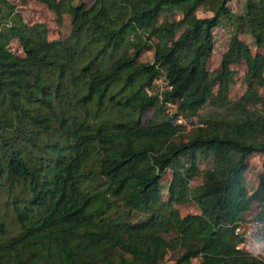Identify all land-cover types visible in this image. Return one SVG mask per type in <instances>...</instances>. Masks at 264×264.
<instances>
[{
	"label": "trees",
	"instance_id": "obj_1",
	"mask_svg": "<svg viewBox=\"0 0 264 264\" xmlns=\"http://www.w3.org/2000/svg\"><path fill=\"white\" fill-rule=\"evenodd\" d=\"M36 1L58 24L68 13L71 29L49 40L44 23L0 0V264H160L172 251L171 264H264L234 235L253 203L264 226V174L251 192L244 176L247 158L264 154V54L239 36L264 49V0H244L238 15L230 0ZM222 18L235 28L210 73ZM238 61L246 89L231 100ZM161 77L168 88L155 92ZM206 105L205 125L178 138L176 115ZM188 203L199 213L182 216L176 205Z\"/></svg>",
	"mask_w": 264,
	"mask_h": 264
},
{
	"label": "rangeland",
	"instance_id": "obj_2",
	"mask_svg": "<svg viewBox=\"0 0 264 264\" xmlns=\"http://www.w3.org/2000/svg\"><path fill=\"white\" fill-rule=\"evenodd\" d=\"M83 1L87 5H91L95 0H75V2ZM14 3L18 4V10L21 12L23 19L26 23L31 24L34 22H41L47 26V38L49 40H55L58 38H65L69 35L71 29V19L68 13H63L61 16V23L56 22L55 14L47 8V6L36 0H26L23 5L19 4V0H13ZM229 10L235 14H241L243 12L244 0H230L228 2ZM198 17H211L212 12L208 11L204 7H200L196 11ZM180 15H176V18H179ZM234 24L231 19L222 18L220 24L213 29V51L207 61V69L210 73H213L220 65L222 54L227 50L228 44L234 32ZM239 36L243 39L251 49L252 53H261L264 54V49H260L255 46L253 39L250 35L245 32H240ZM11 51L16 54H23L22 48L20 47L17 40H12L9 44ZM152 51H145L140 56V61L151 62L152 61ZM233 70V81L229 90V98L231 100L238 99L246 89L245 74L247 67L244 61H238L231 65ZM166 81L161 77L154 81L153 91L160 92L166 89ZM264 93V89L260 90ZM212 110L210 105H206L203 108L199 109L194 115L197 121H201V116L207 115ZM153 114L152 109H148L144 115L143 119L149 118ZM204 123V122H203ZM205 123L203 124V126ZM196 126L188 129L186 126H181V130L178 138L186 139V137L193 131L196 130ZM247 171L244 173L246 180V187L249 192L254 190L259 182L260 174H264V154H252L247 158ZM212 166L211 158H204L199 161V167L201 171H204L206 168ZM171 171L166 170L161 178V191L164 199L167 198V186L171 179ZM202 176H197L191 181V186L195 187L202 183ZM180 214L185 216L187 214L199 213L198 207L194 203L180 204L176 205ZM259 209L257 203H253L251 209L245 213V219L252 221L255 218V214ZM140 217V216H138ZM258 232L264 237V226L262 225ZM261 250L264 252V246L261 247ZM179 256V251H172L166 255V259L162 264H171L174 263L177 257ZM260 258L264 260V256L260 255ZM193 263H199L201 261L200 257L192 259Z\"/></svg>",
	"mask_w": 264,
	"mask_h": 264
},
{
	"label": "built area",
	"instance_id": "obj_3",
	"mask_svg": "<svg viewBox=\"0 0 264 264\" xmlns=\"http://www.w3.org/2000/svg\"><path fill=\"white\" fill-rule=\"evenodd\" d=\"M165 112L168 113L169 115H173L175 112H177L176 104L171 101L166 102ZM173 124L180 127L186 126L188 129L194 126L196 127L203 126V123L201 121H197L194 115L188 116L184 114H177L176 117L174 118ZM261 226L262 224L255 219H253L252 221L245 219L238 222L234 228V235L238 236L240 239L236 248L243 250L249 254H252L258 258H260V255L264 256V252L263 250H261V247L264 246V237H262L263 235H261L258 232ZM192 259L188 264H194Z\"/></svg>",
	"mask_w": 264,
	"mask_h": 264
}]
</instances>
